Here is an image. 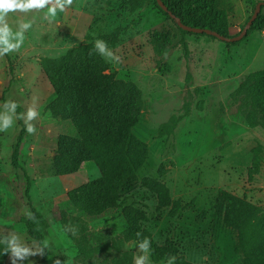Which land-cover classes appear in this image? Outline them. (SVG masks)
Instances as JSON below:
<instances>
[{
    "label": "rangeland",
    "instance_id": "rangeland-1",
    "mask_svg": "<svg viewBox=\"0 0 264 264\" xmlns=\"http://www.w3.org/2000/svg\"><path fill=\"white\" fill-rule=\"evenodd\" d=\"M259 1L220 0L233 36ZM46 11L7 17L13 31L19 22L30 21L32 27L19 51L0 57V113L8 111L5 99L17 102L24 114L35 102L39 116L32 121L35 134L26 132L22 141L23 170L11 161L22 131L16 110L13 126L0 132V234L15 233L22 243L38 245L24 220L25 209L31 210L25 193L29 176L30 203L48 221L43 233L50 264L57 259L61 264H134L140 254L122 207L90 217L69 198L71 189L101 176L99 166L88 162L64 175L55 168L56 154L68 138L78 137V130L54 112L57 94L45 61L102 40L120 58H104L108 73L137 86L144 102L133 133L147 144V158L123 206L133 204L145 213L142 225L153 242L173 245V264H246L236 249L235 230L224 222L222 195L248 201L257 208L256 221L264 220V97L257 85L264 70V30L252 29L236 45L183 34L155 0H76L66 11L58 10L52 22L42 19ZM188 88L193 92L190 115L185 109ZM258 144L263 148L260 172L250 179ZM160 183L180 204L179 211L173 212V204L159 208ZM32 230H40L37 222ZM4 248L0 244V262L11 264ZM152 251L151 245L150 264H166L168 258L153 261ZM39 258L30 256L23 264H39Z\"/></svg>",
    "mask_w": 264,
    "mask_h": 264
},
{
    "label": "trees",
    "instance_id": "trees-1",
    "mask_svg": "<svg viewBox=\"0 0 264 264\" xmlns=\"http://www.w3.org/2000/svg\"><path fill=\"white\" fill-rule=\"evenodd\" d=\"M162 1L184 24L212 29L225 37L233 36L228 14L220 7V0ZM155 3L167 17L175 20L158 5L157 0ZM261 8H264V5ZM179 29L183 34L208 35L187 31L180 26ZM252 29L264 30L263 11L244 38ZM240 41L226 43L236 45ZM182 43L187 50V43L185 41ZM94 45L77 46L61 57L46 60L44 64L46 75L57 94L54 102L55 114L65 115L78 130V137L68 138L56 154L54 158L56 172L61 175L71 174L80 170L84 164L95 162L101 170V176L71 189L69 198L90 217H101L112 209L122 207L129 224L130 238L134 240L149 238L153 246L152 260L159 262L174 255L173 245L169 243L157 245L153 242L150 232L142 225L148 218L145 213L133 204L123 206L126 192L139 183L137 172L147 158V144L133 133L144 106L142 92L137 86L108 73L109 64L94 50ZM188 81H192L191 75ZM257 85L263 91L264 97V70L258 74ZM192 101L193 92L188 88L185 102L187 115L191 113ZM21 113L22 108L18 106L16 115L22 125V131L14 146L11 161L14 168L23 170L19 155L26 130L23 120L19 118ZM262 151L260 144L254 148L252 164L249 167L250 179H254L260 172ZM27 177L25 193L40 230L34 232L32 230L34 221L27 217L24 220L29 235L36 239L38 245H42L43 232L48 228V221L39 216L30 203L31 180L29 176ZM143 181L146 185L152 186L149 178H144ZM222 197L226 202L224 222L237 234V252L243 255L246 264H264V220L256 221L257 208L233 194L224 192ZM156 199L161 210L172 204L175 207L174 213L180 210V204L171 200L169 190L163 183L159 184ZM137 232L141 234L139 237ZM0 264L5 262L2 261ZM39 264H50L47 249L43 256L40 255Z\"/></svg>",
    "mask_w": 264,
    "mask_h": 264
},
{
    "label": "clouds",
    "instance_id": "clouds-1",
    "mask_svg": "<svg viewBox=\"0 0 264 264\" xmlns=\"http://www.w3.org/2000/svg\"><path fill=\"white\" fill-rule=\"evenodd\" d=\"M74 0H0V57L14 51H19L25 40V33L32 27L31 22H19L15 31L8 22L9 13H22L29 12H44L42 19L52 22L57 16V11L64 12L71 8ZM94 50L97 51L102 57L109 61L119 62L120 58L108 48L107 43L102 40H97L94 45ZM6 109L5 113H0V132H7L13 126L15 110L19 106L13 100L4 103ZM39 116L35 102L27 108L26 114L21 113L20 119L23 120L25 130L28 134H35L36 126L32 121L36 120ZM24 215L34 222L36 220L35 214L31 210L25 209ZM73 233L77 231L75 227L71 229ZM141 234L137 232L139 237ZM0 244L5 245L3 253L10 254L11 264H23V261L30 256L45 254V250L49 247L48 241L42 242V245H37L35 242L32 246H28L21 242V239L15 233L0 234ZM150 249L151 241L145 237L137 241V252L139 255L134 256V264H150ZM176 257L170 255L166 264H173ZM54 264H61L59 259L54 261Z\"/></svg>",
    "mask_w": 264,
    "mask_h": 264
},
{
    "label": "water",
    "instance_id": "water-1",
    "mask_svg": "<svg viewBox=\"0 0 264 264\" xmlns=\"http://www.w3.org/2000/svg\"><path fill=\"white\" fill-rule=\"evenodd\" d=\"M157 1H158V5L163 10H165L166 12H168L170 14V16L175 18V20L177 21L180 28L187 30V31L194 32V33H206L208 35H213V36H216V37L224 40L225 42H237V41L242 40L244 38V36L247 34L248 30L251 28L254 21L257 19L258 15L260 14L262 5H264L263 0H261L257 3L254 13L252 14L251 18L248 20L245 27L242 29V31L240 33H238L237 35H234L232 37H225V36L219 35L218 32H216L212 29L198 28V27H194V26H190V25L182 23L179 18H177L171 11L168 10V7L163 3L162 0H157Z\"/></svg>",
    "mask_w": 264,
    "mask_h": 264
},
{
    "label": "crops",
    "instance_id": "crops-1",
    "mask_svg": "<svg viewBox=\"0 0 264 264\" xmlns=\"http://www.w3.org/2000/svg\"><path fill=\"white\" fill-rule=\"evenodd\" d=\"M263 31V30H262Z\"/></svg>",
    "mask_w": 264,
    "mask_h": 264
}]
</instances>
